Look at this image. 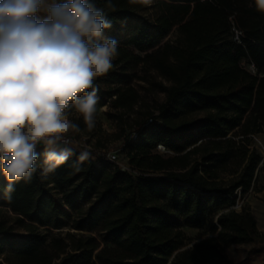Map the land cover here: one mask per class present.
<instances>
[{
	"label": "trees",
	"instance_id": "16d2710c",
	"mask_svg": "<svg viewBox=\"0 0 264 264\" xmlns=\"http://www.w3.org/2000/svg\"><path fill=\"white\" fill-rule=\"evenodd\" d=\"M94 3L112 22L105 33L126 27L94 88L129 129L121 149L133 171L94 150L79 163L84 149L73 147L45 172L38 150L37 171L11 199L0 173V264L227 262V247L264 237L251 212L231 207L264 172L252 146L264 131V13L254 0ZM138 71L161 78L163 99L134 87L146 81ZM183 226L200 233L188 237Z\"/></svg>",
	"mask_w": 264,
	"mask_h": 264
},
{
	"label": "clouds",
	"instance_id": "9594fccd",
	"mask_svg": "<svg viewBox=\"0 0 264 264\" xmlns=\"http://www.w3.org/2000/svg\"><path fill=\"white\" fill-rule=\"evenodd\" d=\"M254 2L264 13V0ZM111 27L94 0H0V173L8 199L37 171L38 146L45 172L76 155L69 133L80 127L66 113L70 105L95 128L94 82L119 54L118 41L105 35ZM91 155L80 152L78 162Z\"/></svg>",
	"mask_w": 264,
	"mask_h": 264
},
{
	"label": "rangeland",
	"instance_id": "374dc122",
	"mask_svg": "<svg viewBox=\"0 0 264 264\" xmlns=\"http://www.w3.org/2000/svg\"><path fill=\"white\" fill-rule=\"evenodd\" d=\"M152 12L148 10L149 14ZM136 21H130L127 26L136 24ZM126 33V27L119 31H112L105 33L106 36L115 38L118 44ZM176 37L175 31H171L168 36L164 39H174ZM241 65L246 69L254 72L252 65L247 64L245 61H241ZM139 74H144L138 71ZM146 77V81L133 80L132 84L147 99H152L156 96L158 99H163V94L157 91L156 83L162 81L160 77L156 76L153 72L143 75ZM115 112L110 108L109 102L105 98H99L96 106L95 121L96 126L92 130H88L84 123L83 117L78 113L75 108L70 105L66 110L69 119L77 123L80 127L78 133H69V136L74 138L76 141L77 149H84L88 151L94 150V152H114L117 155V164L121 170L133 171L128 164L127 157L122 148V139L129 133V129L122 127L117 121L112 118L111 114ZM120 136V139L117 137ZM134 137L132 133L131 138ZM100 143V146H95L96 142ZM252 146L256 148L257 154L260 157L259 164L264 160V131L257 133L252 137ZM73 147V146H72ZM38 150H43L42 146H38ZM163 153V151H159ZM235 211L246 210L253 214L256 221V229L264 235V172H260L255 183H253L250 189L240 194L238 190L235 203L231 206ZM66 230V229H65ZM183 230L188 237H194L200 233L198 229L183 226ZM65 232H63L64 234ZM227 262L222 264H264V237L259 239L255 243L232 245L225 249Z\"/></svg>",
	"mask_w": 264,
	"mask_h": 264
},
{
	"label": "built area",
	"instance_id": "2783aa9c",
	"mask_svg": "<svg viewBox=\"0 0 264 264\" xmlns=\"http://www.w3.org/2000/svg\"><path fill=\"white\" fill-rule=\"evenodd\" d=\"M239 34H240V31L235 30V36H234V37L237 39ZM69 137H70V136H69ZM70 138L72 139V145H71V147H72V146H73V147H76L77 144H76L75 139L72 138V137H70ZM157 150H158V151H163V152L166 151L165 148H164L161 144H158V145H157ZM96 153H97L98 155H100V156L105 157V158L108 159L110 162H113V163H117V162H118V160H117V155H116L114 152H111V151H109V152H99V150H98V151H96Z\"/></svg>",
	"mask_w": 264,
	"mask_h": 264
},
{
	"label": "water",
	"instance_id": "95a60500",
	"mask_svg": "<svg viewBox=\"0 0 264 264\" xmlns=\"http://www.w3.org/2000/svg\"><path fill=\"white\" fill-rule=\"evenodd\" d=\"M262 162V161H261ZM259 166V165H258ZM189 246H191V244L190 245H188L187 247H189Z\"/></svg>",
	"mask_w": 264,
	"mask_h": 264
}]
</instances>
